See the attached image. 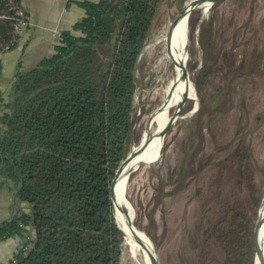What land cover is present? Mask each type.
<instances>
[{"label":"trees","instance_id":"1","mask_svg":"<svg viewBox=\"0 0 264 264\" xmlns=\"http://www.w3.org/2000/svg\"><path fill=\"white\" fill-rule=\"evenodd\" d=\"M162 1L69 0L84 15L61 31L50 55L16 71L8 93L0 57V175L17 179L20 203L0 221V241H19L3 264H122L127 236L111 185L129 153L138 57ZM20 8L26 22L20 0H0V55L19 45ZM239 72L225 51L197 77L204 111L219 95L238 100L231 79ZM218 164L225 192L214 194L221 208L203 231L196 264H216V245L222 264H255L260 195L246 140Z\"/></svg>","mask_w":264,"mask_h":264},{"label":"rangeland","instance_id":"2","mask_svg":"<svg viewBox=\"0 0 264 264\" xmlns=\"http://www.w3.org/2000/svg\"><path fill=\"white\" fill-rule=\"evenodd\" d=\"M189 1L160 3L139 53L134 136L129 143L133 153L151 139L158 126L154 112L164 100L167 78L175 69L165 54V36L169 33L170 37L180 16L177 14ZM186 48L185 62L196 87L197 77L229 51L237 70L240 68L231 79L238 100L232 97L225 102L219 95L210 100L211 106L204 111L198 90L196 99L184 95L172 111V116L179 118L168 129L161 151L130 176L127 194L134 209V222L144 232L149 247L153 240L159 264H196L203 247V231L221 208L214 194L225 192V188H218L215 179L220 172L218 162L240 139L248 143L260 195L254 225L264 197V0H217L206 12L205 3L201 4L189 16ZM252 52L255 54L250 56ZM8 53L0 55L4 67L1 83L6 93L13 84L14 64L19 59V55L9 59ZM3 183L16 188L18 181L5 177ZM259 242L261 246L260 238ZM215 248L216 264H222L223 253L219 246ZM131 253L128 234L123 243L122 264H138Z\"/></svg>","mask_w":264,"mask_h":264},{"label":"bare ground","instance_id":"3","mask_svg":"<svg viewBox=\"0 0 264 264\" xmlns=\"http://www.w3.org/2000/svg\"><path fill=\"white\" fill-rule=\"evenodd\" d=\"M211 2L212 0H190L172 26L170 37L169 33L165 36V54L167 53L170 64L173 65L175 69L167 78L164 100L153 116V118L157 120L158 126L155 130L151 128V131L154 130L151 139H149V137L138 149L136 148L137 151L132 154L129 160H124L121 163L118 177L111 190L114 211L119 220L118 223H120V227L122 226L121 228L125 235L127 236L129 234L131 254L136 258L138 264L159 263L156 250L152 248L150 255L151 247H149V243L145 239L146 236L134 222V209L127 194L130 176L132 172L138 169L143 163H148L150 157L156 156L161 151L164 142L162 136L163 130L167 124L175 118L172 116V111L178 108L179 102L183 99L184 95H187L189 99H196L197 97L189 67L185 62L187 58L186 29L192 11L204 3L206 10ZM176 27L177 29L175 30ZM185 67H187V69ZM197 103L198 108L199 101ZM261 214L264 215V201ZM259 238L261 246L257 248L256 264H264V221L261 224Z\"/></svg>","mask_w":264,"mask_h":264},{"label":"crops","instance_id":"4","mask_svg":"<svg viewBox=\"0 0 264 264\" xmlns=\"http://www.w3.org/2000/svg\"><path fill=\"white\" fill-rule=\"evenodd\" d=\"M20 4L27 12V21L23 23L21 32L19 31V45L13 50L3 52H9V59L19 55L14 64L15 72L28 68L53 52L52 31L55 27L60 31L70 29L84 15L83 8L69 0H20ZM3 179L0 175V221L9 219L20 205L16 199L17 186L5 187ZM18 242L16 237L0 241V264L11 259Z\"/></svg>","mask_w":264,"mask_h":264},{"label":"water","instance_id":"5","mask_svg":"<svg viewBox=\"0 0 264 264\" xmlns=\"http://www.w3.org/2000/svg\"><path fill=\"white\" fill-rule=\"evenodd\" d=\"M216 1H217V0H212L210 6L205 10V12L208 11L209 8H210V7H211ZM182 10H183V9H182ZM182 10L177 14V16H179V15L181 14ZM177 16H176V17H177ZM176 17H175V18H176ZM175 18H174V19H175ZM174 19H173V20H174ZM185 68L187 69V67H185ZM189 69H190V68H189ZM193 86H194V89H195L196 94H197V87H196V84L193 83ZM197 96H198V94H197ZM186 102H187V99H185V101H184V103H183L184 106H185ZM156 110H157V109H156ZM156 110H155V112H156ZM155 112H154V113H155ZM177 118H179V117L177 116V117H175L174 119H172V120L167 124V126L164 128V130H163V134H162L163 138H165V135H166L168 129L171 127V125L175 122V120H176ZM149 123H150V121H149ZM149 123H148V125H149ZM148 125H147V127H148ZM133 136H134V129L132 130L131 142H132ZM132 154H133V147L131 146L129 153H128V155L126 156V158H125L124 160H129V159L131 158ZM124 160H123V161H124ZM123 161H122V162H123ZM120 166H121V164H120ZM120 166H119V168H118V170H117V172H116V175H115V177H114V179H113V182H112V185H111V190H112V187L114 186V183L116 182V179H117V177H118V171H119V169H120ZM263 200H264V197H263V199H262V201H261L260 211H259V214H258V217H257L256 223H255V225H254L253 234H252V244H253V248H254L255 257L257 256V248H258V246L260 245V242H259V230H260L261 224H262L263 221H264V215L261 214V208H262V205H263ZM112 211H113V210H112ZM113 214H114V212H113ZM122 235L124 236V234H122ZM153 246H154V242H153V240H152L151 248H150V255H151V249L154 248Z\"/></svg>","mask_w":264,"mask_h":264},{"label":"built area","instance_id":"6","mask_svg":"<svg viewBox=\"0 0 264 264\" xmlns=\"http://www.w3.org/2000/svg\"><path fill=\"white\" fill-rule=\"evenodd\" d=\"M17 13H18L19 17H17V21L15 23V27H16L17 31L19 32L21 27H22V25H23V23L25 22V18H24V11H23L22 8H20V10L17 11ZM53 36H54L53 37V39H54L53 44H54V47H55L57 41L61 38V31L60 30H53Z\"/></svg>","mask_w":264,"mask_h":264}]
</instances>
